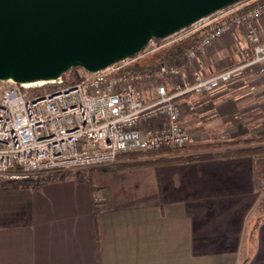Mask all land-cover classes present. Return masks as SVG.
<instances>
[{
	"label": "crops",
	"instance_id": "crops-1",
	"mask_svg": "<svg viewBox=\"0 0 264 264\" xmlns=\"http://www.w3.org/2000/svg\"><path fill=\"white\" fill-rule=\"evenodd\" d=\"M229 37L202 52L194 69L211 75L227 56L241 59L243 32ZM251 76L264 92V73ZM237 80L178 98L193 145L226 139L234 131L227 126L243 123L255 85L244 91ZM223 150L121 155L117 163L147 164L58 172L27 188L0 185V264H241L252 252L247 264H264V221L252 227L259 158L217 155ZM91 185L109 189L110 210L93 214Z\"/></svg>",
	"mask_w": 264,
	"mask_h": 264
},
{
	"label": "built area",
	"instance_id": "built-area-1",
	"mask_svg": "<svg viewBox=\"0 0 264 264\" xmlns=\"http://www.w3.org/2000/svg\"><path fill=\"white\" fill-rule=\"evenodd\" d=\"M231 5L236 7L217 12L226 11L220 20L207 23L204 17L164 38H152L131 57L79 74L71 86L63 85L62 76L28 83L0 80V185L27 188L58 172L112 165L124 154L191 145L179 97L210 93L251 68L264 73V0ZM210 24L182 59L154 69L124 70ZM236 30L246 42L240 64L207 76L194 69L202 52Z\"/></svg>",
	"mask_w": 264,
	"mask_h": 264
},
{
	"label": "water",
	"instance_id": "water-1",
	"mask_svg": "<svg viewBox=\"0 0 264 264\" xmlns=\"http://www.w3.org/2000/svg\"><path fill=\"white\" fill-rule=\"evenodd\" d=\"M238 1L0 0V80L96 72Z\"/></svg>",
	"mask_w": 264,
	"mask_h": 264
},
{
	"label": "trees",
	"instance_id": "trees-1",
	"mask_svg": "<svg viewBox=\"0 0 264 264\" xmlns=\"http://www.w3.org/2000/svg\"><path fill=\"white\" fill-rule=\"evenodd\" d=\"M254 4L244 6L243 8L239 9L237 13L243 12L250 7H252ZM230 16H226L223 18V20L229 19ZM213 26V24L207 25L200 30L190 34L186 38L171 44L170 46H167L163 48V50H160L159 53H154L149 56H146L144 58H141L128 66L124 68L126 71H141L144 68L147 69H154L157 68L159 65H161L164 62H167L169 59H172L173 61L182 59L185 55V53L193 47L195 44H197L210 30V28ZM86 71L82 69L81 67H72L66 72L62 74V77L64 78V86H71L76 81L77 76L79 74H83ZM222 147L224 148L223 151H220L217 153V155H236V154H248L253 156H264V138L262 137H255L251 136L246 139H238V140H223L218 141L214 143H208V144H199V145H192L191 147ZM190 147V148H191ZM178 151V148H164L157 152H164V151ZM140 155H147L144 153H131V154H124L125 157H131L136 158ZM147 164V161H127L122 163L115 162L112 165H109L111 169H126L131 168L138 165H144ZM91 198H92V210L93 214L97 215L100 211L104 210H110L111 209V202H110V192L108 188L105 187H96L94 185H91ZM261 221H264L262 219ZM252 245H255L254 237L252 238ZM249 259L248 257H245L241 264H247V261Z\"/></svg>",
	"mask_w": 264,
	"mask_h": 264
},
{
	"label": "rangeland",
	"instance_id": "rangeland-1",
	"mask_svg": "<svg viewBox=\"0 0 264 264\" xmlns=\"http://www.w3.org/2000/svg\"><path fill=\"white\" fill-rule=\"evenodd\" d=\"M235 7H236L235 5H228V6L224 7V10L227 11L229 8H235ZM218 11L206 16L203 22H207L208 23V22H214V21L220 20L221 19L220 14H225L226 11H224L222 13L221 12L217 13ZM189 35H187V36H189ZM231 37H233V35L230 36L229 38H231ZM176 42H178V41H176ZM176 42H173V44L176 43ZM169 44L171 45L172 42L169 43ZM170 45H166L165 47L170 46ZM213 46H214V43L211 46H209V47H213ZM165 47H163V48H165ZM163 48L159 49L156 52L159 53L160 50H163ZM156 52H154V53H156ZM154 53H152V54H154ZM149 55H151V54H149ZM236 55H237V53H236ZM239 57H241V56H239ZM242 61H243L242 57H241V59L232 61L231 58L227 56L223 60L220 70L224 69V68H227L229 65L240 64ZM218 71H216V72H218ZM258 73L259 72H257V68H251V69H248V70H244L243 72H241V76H243V77H240V79L237 80V82H235L236 85L237 84L243 85L241 90L245 88L244 91H247V87L251 86L252 84L255 85V87L253 88V91L255 93L252 94V95H249V101H251V103H252L251 106L252 107H251V109L249 111H246V113L248 115L245 114L244 115L245 117L241 118L243 120V123L239 125L240 127L238 128L236 125L227 126L228 130H231L233 128V130H234L233 132L234 133L233 132L232 133L228 132V134L226 136H224L226 139H219L218 141L246 139V138H249L251 136L264 138V92L260 93V91H259L260 90L259 79L256 80L257 82H252L253 79H252V76H251V74L258 75ZM259 74H261V73H259ZM205 76H207V75H205ZM253 78H256V76L255 77L253 76ZM229 83H232V82H229ZM229 83H227V84H229ZM250 92H251V90H250ZM255 104H256V106H255ZM237 120H239V119H237ZM182 124H183V122H182ZM183 126L187 129L185 124H183ZM221 128H222V126H221ZM187 131L189 132V129H187ZM229 135H232L234 139H230ZM192 145H193V143L191 145H187V146H185L183 148H178V149L179 150H182V149L183 150H185V149L189 150V148ZM153 153H157V152L144 153V154L149 155V154H153ZM255 157H257V156H255ZM129 158H131V157H129ZM257 158H259L258 169H257L258 170L257 171L258 172L257 177L260 180V187L262 188V191H261V188H260L261 199H260V202L254 208V211H253V214H252V219L255 218L254 216H256L258 222H256V220H252V227L254 225L256 226L257 223H259L262 219H264V156L263 157H259L258 156ZM81 170L82 169H78L76 172H79V171L81 172ZM252 254H253V252L249 254L248 261L251 259ZM248 261H247V263H248Z\"/></svg>",
	"mask_w": 264,
	"mask_h": 264
}]
</instances>
